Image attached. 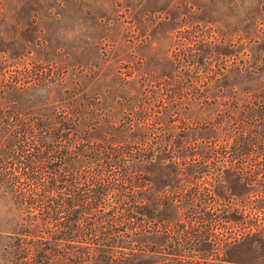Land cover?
Segmentation results:
<instances>
[{
  "label": "rangeland",
  "instance_id": "1",
  "mask_svg": "<svg viewBox=\"0 0 264 264\" xmlns=\"http://www.w3.org/2000/svg\"><path fill=\"white\" fill-rule=\"evenodd\" d=\"M205 80L215 81L205 99L170 98ZM146 92L156 98L141 111ZM262 104L264 0H0V177L47 175L10 156L14 131L70 112L79 113L68 135L77 161L56 174L118 175L125 124L142 143L130 148L146 149L132 187L126 178L122 194L84 214L100 228L75 222L71 246L89 251L71 264H264ZM229 119L250 121L235 131L246 141L228 137ZM103 146L115 154L97 153ZM4 190L0 264L21 218Z\"/></svg>",
  "mask_w": 264,
  "mask_h": 264
},
{
  "label": "trees",
  "instance_id": "2",
  "mask_svg": "<svg viewBox=\"0 0 264 264\" xmlns=\"http://www.w3.org/2000/svg\"><path fill=\"white\" fill-rule=\"evenodd\" d=\"M211 75L214 76V74ZM196 80L198 77L195 73ZM205 82L206 85L202 91L198 92L195 86L188 89L191 92H198L195 94L181 95L182 90L180 88L170 89L169 92L173 93L170 98L174 101L175 98L176 100L185 99L189 101L205 99L209 84L214 85L215 81H208L207 83L205 80ZM147 95L149 93L144 94L145 99L141 103V111L148 110L150 98H156V93L152 96ZM255 99L260 100L262 97ZM124 104L123 106H130L127 101ZM228 107L229 109L236 108V105ZM164 108L170 110L167 106ZM240 109L246 115L248 114L246 111L249 109L248 107L240 106ZM254 110L264 111V105H256ZM78 114V112H70L69 117H60L55 123L56 125L35 123V128L22 125L14 131L17 134L21 133V139L13 146L10 156L21 159L25 167L43 168L49 173L43 176L27 175L22 178L15 176L0 177V184L5 186L4 192L9 194L21 212L19 229L15 232L14 241L5 246L1 264H71L72 254L86 256L89 251L88 246L85 244L76 247L71 246L75 222L86 223L88 221L89 230L95 232L100 228L101 219L96 216L93 219H87L84 214L104 206L107 203L106 195L109 192L122 194L126 188L120 187V184L126 178L129 187H132L130 183L133 181L130 180H132L131 174L135 172L134 161L142 160L138 156H143L146 149L130 148L132 144L137 143L136 145L140 146L142 143L136 142L139 135L137 133L131 134L129 124L123 125L119 130L121 147L118 148L117 152L116 149H108L105 146L101 147L102 151H97V153H109L111 151V154L116 152L117 161L114 164L118 168V175L115 177L101 175L81 178V181H77L79 177L55 173L71 168V164L77 161V158L74 157L75 154L71 153L70 136L68 135H71L77 127ZM147 114L144 113V115ZM143 120L144 118L138 121L140 123H137V126L144 131L145 122ZM240 122L234 125L233 120L229 119L225 128L229 129L228 137L236 134L234 137L241 142L246 141L247 138H244L239 132L235 133V131L236 129H245V124L250 121L244 119ZM31 135L36 136V141H26ZM61 139L67 143L60 145L59 140ZM84 152L80 150V154ZM85 154L88 153L85 152ZM93 161L95 158L91 160V162ZM111 164L106 162L104 167H110ZM34 165L35 167H33ZM6 168L7 163H0V171Z\"/></svg>",
  "mask_w": 264,
  "mask_h": 264
},
{
  "label": "flooded vegetation",
  "instance_id": "3",
  "mask_svg": "<svg viewBox=\"0 0 264 264\" xmlns=\"http://www.w3.org/2000/svg\"><path fill=\"white\" fill-rule=\"evenodd\" d=\"M231 216H232L231 224L233 225L234 224V209L233 208L231 209Z\"/></svg>",
  "mask_w": 264,
  "mask_h": 264
}]
</instances>
